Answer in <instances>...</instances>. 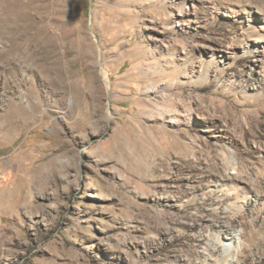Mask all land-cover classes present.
Listing matches in <instances>:
<instances>
[{"label":"rangeland","instance_id":"obj_1","mask_svg":"<svg viewBox=\"0 0 264 264\" xmlns=\"http://www.w3.org/2000/svg\"><path fill=\"white\" fill-rule=\"evenodd\" d=\"M256 191L264 0H0V264H264Z\"/></svg>","mask_w":264,"mask_h":264},{"label":"bare ground","instance_id":"obj_2","mask_svg":"<svg viewBox=\"0 0 264 264\" xmlns=\"http://www.w3.org/2000/svg\"><path fill=\"white\" fill-rule=\"evenodd\" d=\"M106 80L107 81H109L108 80V78H107V76H106ZM232 164H233V166L231 167L232 169H234V170H237V166H236V162H232ZM238 178V177H237ZM240 180H243L242 178H240ZM256 193V195L259 197V196H262L264 193H262V192H259V191H256L255 192ZM247 194V193H246ZM246 194H244V199H247V197H248V194L246 195ZM239 198V197H238ZM225 239V240H224ZM216 240H219V242H221V243H223V245H224V249H225V251L228 253V254H230L233 250H235L236 249V246L237 245H235V243L232 241V239H231V237H229V236H226V237H222L221 235H219L218 236V238H216ZM238 248V247H237Z\"/></svg>","mask_w":264,"mask_h":264},{"label":"water","instance_id":"obj_3","mask_svg":"<svg viewBox=\"0 0 264 264\" xmlns=\"http://www.w3.org/2000/svg\"><path fill=\"white\" fill-rule=\"evenodd\" d=\"M91 3H92V0H91ZM102 74L104 75V72Z\"/></svg>","mask_w":264,"mask_h":264}]
</instances>
